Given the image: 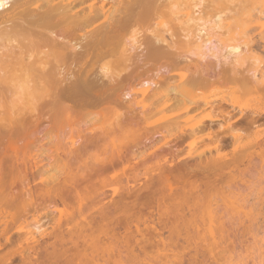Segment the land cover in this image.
<instances>
[{
    "label": "rangeland",
    "instance_id": "374dc122",
    "mask_svg": "<svg viewBox=\"0 0 264 264\" xmlns=\"http://www.w3.org/2000/svg\"><path fill=\"white\" fill-rule=\"evenodd\" d=\"M164 6L159 14L162 15L166 22L165 28L168 32L165 33V37L167 40L171 41L172 35L173 39L178 42L177 56H179L178 67L180 69L177 67L178 71L174 69L170 72V75L177 80L175 78L170 82L161 80L162 83L158 87V92L168 94L167 91L171 90V88L182 86L181 78H185V73L189 72L188 78L191 73L202 74L205 72L210 76L211 83L202 90L196 91L198 98L221 101V110L236 114V117H239L240 110H243L247 115L248 113L250 115L253 109L264 111V0H180L173 2L172 5ZM220 13L223 14L224 19L222 18V21L224 20L223 22L226 25L219 29V27L215 28L214 25L217 22L216 16ZM201 30L203 32L199 33ZM228 44H240L244 49L249 48L250 52H247L240 62H235L232 58L227 57L225 46ZM199 47H201L203 56L198 54ZM139 51H142V49ZM116 58L103 59L100 66H106L108 73L114 74L113 76L126 74L123 72V65H121L123 62L120 63L121 61ZM140 59L139 61L141 62ZM142 61L144 60L142 59ZM163 61L166 60L161 62ZM151 64H153L152 61ZM100 66L91 71L95 72L96 75L102 76ZM137 67V69H133V72L131 71V76L133 77L134 75V78L131 77L130 80H124L115 85L118 91L133 88L136 85V82H133L135 78H139V75L145 71L146 73L142 74L145 77H147L146 74L148 76L155 74L153 73L154 69H151L153 68L152 66L149 67L151 71L147 68L148 66H145V69ZM135 69L136 71L134 72ZM139 71L141 73H137ZM174 71L182 72L184 76ZM102 77L100 78L102 79ZM105 81L108 80H104V83ZM107 83L104 87L107 86ZM109 86L111 87L110 84ZM108 89L111 91L110 88ZM111 89L113 88L111 87ZM243 89L248 90L246 94L242 93ZM114 91L112 90L111 92L114 93ZM115 94L114 99H117L118 94ZM150 94L151 91L147 95L143 94L142 98L146 99ZM2 95H8V91L3 89ZM107 97L113 99V96L109 94ZM223 99H225L224 102L222 101ZM105 105L104 110L108 108V103ZM109 108L106 111L110 114L105 112V117L101 119V123L109 124L107 126L101 125V131L106 127L109 133L108 136L113 134L112 136H115L114 138L117 142L111 136L108 138L112 139L113 143L115 141L116 143L114 144L119 149L116 146L114 147L115 149L112 148L113 146L111 145L113 143L110 142V145L106 140L107 134H104L106 130L102 133L99 130L100 135L104 134L103 136L101 135L103 138L99 139V136L94 139L97 140L96 144L93 140L87 143L77 156L68 158L66 160L67 163L71 164L73 162L71 167L75 170L70 167V164L69 167L73 170L74 179L78 175L81 177L79 176V179L76 177L77 181L71 179L78 185L76 183L73 184L71 180V182H67V185L63 184V187H66L71 192L74 191L73 189H77L76 194L65 190L68 193L67 196L64 189H62V193L61 189L58 188L62 184L58 183V181L56 182V178L54 181L59 186L56 187L57 185L54 183L56 185L54 187L53 177L50 174L55 173L54 170L41 175L44 179H49L51 175L48 184L52 179V185L50 184L51 188L49 187L48 190L54 191L52 189L55 188L59 190L56 189V193L52 194L51 191L46 190L48 188L47 180L42 181L44 179L40 175L35 174L33 176L29 172L30 170L27 169L31 161L36 159L42 161V158L46 159L57 149H54L53 152L48 149L51 153L47 149H45L46 151L33 148L16 149V152L18 151V157L16 156L18 158L17 163L15 152L12 149H6L7 141L11 134L17 135L19 138L37 140L36 131L46 128L48 125L46 118L50 117V114L54 118L53 125L56 124V127H60L61 122L65 124L64 116L56 117L59 111L62 110L61 107L52 106L44 101L35 103L22 102L12 105L5 100H0V112L4 113L3 121L1 122L3 127L0 129V133H5L3 138L1 137L2 134H0L2 138L0 139V168L2 175L0 177V188H2L0 191L7 193H3L5 204L3 203L2 205H6L7 208L8 203L12 206L11 203L14 202L12 209L16 214L13 215L17 216V218L15 217L16 222L14 220L11 221L10 218L8 219L7 222L9 220L10 222L14 221L13 223L9 222V225L4 222L5 220H0V224L4 222L6 223L5 226L8 225V227L6 226L7 228H4V223L0 225V264H264V114H262V119L260 117L258 120H261L259 124L257 123V125L245 131L241 136L243 143L257 139L261 146L258 145L260 147H257L255 144L253 146L255 148L252 147L253 149H232L231 147L220 149V151L219 149H205L204 147L213 143L209 140L205 144L199 145V148L201 146L204 149H196L198 145L193 149H189L186 146L187 149L185 147L183 149H141L148 139L156 138L157 142L164 140L165 135H152L154 130L150 124L156 118L129 123L121 120V122L116 124L119 121L118 117L120 114L124 113L122 112L124 110L122 109L123 105H119V102H111ZM12 110L14 113H19L20 116L17 114L19 120L20 117L22 119L18 123L11 124L9 122ZM221 110L215 111L214 114L220 115ZM55 111L57 114L53 116ZM80 111L82 110H78L77 114L74 115L76 116L74 119L77 122H73L79 126L76 130L78 128L84 129V122L90 120L89 117V119L86 118L87 112ZM203 113L198 116H206L210 113V110ZM115 114L117 119L113 118V116H116ZM33 115L36 117L32 118ZM50 118L48 119L51 127L52 121L50 122ZM106 119H109V121ZM109 125L110 128H114V131L112 130L111 132V129L108 128ZM126 140L127 142L137 141L140 145H138L139 149H136L138 147H135V149H124L125 145L123 144H127ZM172 140L174 138L170 141ZM119 145L123 149H120ZM59 150L57 153L60 154L64 149ZM155 151L162 155L154 158L153 153ZM46 155L48 156L46 157ZM120 155L128 157H124L127 160V162H124L127 164L123 162V165L120 164L121 161L118 160ZM200 155H203L204 164L200 166L201 168H196L198 161L201 159ZM60 156L66 158L64 153H61ZM206 158H213L210 161L215 159L223 162L225 166L216 168L206 166ZM111 160L114 161L115 165L110 163ZM44 162L47 163V161ZM17 164L23 165L25 167L24 170L23 168L20 169L22 166L19 167ZM188 166L191 167L192 172L186 170L184 173H179L177 171L180 167L186 169L189 168ZM25 169L28 170V174ZM123 173H127L128 177H123ZM160 173H165L164 177L162 176V179L165 180L163 186L160 183ZM55 175H58L57 178L59 176L61 178L60 174L55 173ZM55 175L53 174L54 177ZM145 182H148L149 190H147L148 187L143 190L144 186H141L140 190L142 191L136 193L139 186ZM71 184L72 186L76 184L77 188L74 186L73 188ZM37 185L41 191L37 190ZM40 187H46L45 190L46 193L49 192L48 195L46 193L38 194L45 192L44 188ZM152 187L154 188L152 189L153 193L148 192ZM129 188H134V193L136 195L139 193V197L137 196L130 200L131 202L134 201L135 205L134 203L130 204V208H134V211L131 210L132 215L128 216L132 220L127 221L128 218L124 219L126 214L123 215L121 212H124L122 205L125 204L122 197ZM59 194L62 197L65 194L64 198L67 200L65 206L61 202ZM6 195L9 198H5ZM78 201L85 207L84 212L88 213V215L85 213L86 217L92 218L91 216L94 214L93 216L96 220H92L93 222L96 223L97 220L103 219L102 215V217L98 215L97 205L98 209L102 208L103 212H106L107 216L113 219L112 221L108 217L109 224L106 221L104 222L110 226H104L109 229V231L105 229L107 231H105L106 234H101L104 232L103 228L102 231L97 229L95 233V229L90 231L93 227L86 226L90 230L88 228V234L80 230L79 234L82 236L80 237L79 235V238L82 240H79L77 234H75L78 232L73 233L75 234L73 236L64 228L60 229L57 226L55 217L57 214L55 213H58L57 218H60V215H64L62 217L65 218V215H69L67 218L77 216V208L81 206L78 205ZM115 203H117V208L119 207L120 210L116 208ZM90 206L94 207L95 211L98 212L95 214V211L93 212L94 209L90 208ZM87 207L88 210L90 208L89 211H87ZM2 208L3 211L4 209L6 210L4 206ZM10 209L11 207L7 208L6 211H9V213L6 215L10 214V212L12 213ZM91 209H93L92 213L89 214ZM158 212L162 214L161 217ZM6 215L4 214L3 216ZM138 216H141L140 219L137 218ZM0 217H2V214H0ZM53 217L55 218L53 219ZM38 220H40L39 223H43L41 225L46 230L51 228L49 230L50 233L56 234L60 241L56 240L57 238L54 239L53 236L52 238L42 239L39 235L36 240H39L38 242L34 243L35 240L28 239L29 237L26 235L29 231L28 229L31 227L34 229L35 225H40L37 224ZM88 220L90 221L91 219L88 218L86 221ZM125 220L128 224L131 222L132 224L128 226ZM139 220L141 221L138 222ZM51 221L53 222L51 223ZM62 222L64 224V219ZM212 222L213 224H211ZM46 223L47 225L44 226ZM92 223L91 225L96 228L100 226L97 227V223ZM136 223L139 225H137L138 228L135 225ZM86 227L83 228L84 231ZM101 227H103L102 224ZM175 228L176 231L174 232ZM210 228L212 229L210 230ZM58 230L64 231L59 233ZM212 230L213 232H211ZM34 231L37 232L35 229ZM49 231L47 232L49 233ZM92 232L95 233L94 237L92 235V240H96L99 237L98 241H91V237H86L93 234ZM96 234L98 236H95ZM84 236L91 241L87 240L89 246L86 244L87 241L85 243L82 242L86 240H83L82 237ZM61 237H63L62 240ZM64 237L67 239L65 240ZM69 237L73 241H70ZM75 239L79 240L77 244L74 243ZM64 241L65 243L61 244ZM53 243L55 244L53 245ZM90 243H94L91 245L94 248L90 246ZM53 246H56L57 250L56 248L54 250Z\"/></svg>",
    "mask_w": 264,
    "mask_h": 264
},
{
    "label": "bare ground",
    "instance_id": "6f19581e",
    "mask_svg": "<svg viewBox=\"0 0 264 264\" xmlns=\"http://www.w3.org/2000/svg\"><path fill=\"white\" fill-rule=\"evenodd\" d=\"M175 1L177 2L180 0H0V100H5L12 105L22 102L35 103V102L44 101L45 103H48L52 106L55 105V107L57 106L61 107L62 110H60L58 114L56 113L57 111L56 110L54 112L55 115L53 113V116H56V114L58 115L56 117L62 115V117L64 116L66 120L65 124L64 122L63 123L61 122L60 124L61 126L59 127L57 125L58 127H56L55 123H54L55 125H53L54 118L51 116L52 114H50V117L52 118H50L49 116L46 118L47 119L46 121L48 122L46 128L36 131L38 138L35 141L24 137L19 138L16 134H15L16 136H14L13 134L9 135V140L7 141L6 149H12L13 152H15V158L18 155L17 153L18 151L16 152V149H21V148H33V149H41V150L49 149L51 150V152H53L54 149H57V151L55 150V152H53L52 155L50 156L46 155V157L48 156L46 159L42 158V161L40 160L38 161L36 159L30 162L31 165V166L29 165L30 169L29 168L27 169L30 170L29 172H31L33 176L35 174L41 176L42 174L50 173L54 170L56 174L61 175V178L60 176L57 178L58 175H55V173H53L55 177L53 176L52 173H50L53 177L52 178L53 184L55 183L54 181L55 178H56L55 179L56 182L58 181V183L62 184L60 187H58L59 184L55 183L57 186L54 184V187L55 186L58 187L59 189H61L60 191L64 189V191L67 190L68 192L69 190L66 189V187H63V184L67 185V182L69 183L71 179L77 181V178L79 179L80 175L76 176V174L74 173L75 176L77 177V178L75 177L74 179V175L72 174V172L75 169L71 167V165H73V162L70 164L69 162L67 163L66 160L70 157L72 158L73 156H77L80 150L87 143L93 141L99 136L100 139L103 138L102 136L104 134H107L106 136L107 139L105 137L104 138L109 143L110 142L113 143V140H115L114 138L115 136L114 137L112 136L113 134H110V136L111 138L113 137L114 139L113 140L109 139L110 136H108L109 133L107 132L108 130H106V127L104 128L103 131H101L102 130L101 125H105L103 124L104 122L101 123V119L105 117L104 114L105 112L107 114H110L107 111L108 109H110L109 105L111 102H116V103L119 102V105H123L122 109L125 110V111L123 110L122 112L124 113H122V115L120 114V116L118 117L119 118L118 119L119 121L117 120L118 122L114 120L116 124L121 122V120L122 122L125 121V123L126 122L129 123V122H138L142 120H153L156 118L150 124L152 126V129L154 130L152 132V135L153 136H156L158 134L165 135L164 140H159L157 142L156 138H155L156 140L154 138L152 140L148 139L145 141L141 149L143 148L183 149L185 146L189 149H193L197 145L198 147L196 149H200L201 146L199 148V145L205 144L206 141L208 140L213 143L206 147L204 146L202 147H204L205 149H219V151L220 149H228L230 147L232 149H250L255 144L257 145V147L261 146L260 143L257 142V139L251 140L247 143H243L241 136L245 131L257 125V123L259 124L261 120L260 121L258 120L260 119V117L262 119V114H264V111L253 109L250 112V115L249 113L247 115V113H245L243 110H240L239 117H236V114H233L227 110H221L222 108L221 101L217 102V101L209 100L207 98L206 99L198 98V96L196 95V91L202 90L204 87H206L211 83V78L207 73L205 72H203L202 74L191 73L190 76H188L187 78L189 72L185 73L186 76H184V73L182 74V72L178 73L174 71L175 73L182 74L185 77L184 79L181 78V81L184 86L182 85L179 87H174L171 88V90L168 89L169 90L167 91L168 94H163L158 92L159 91L158 87L163 80L170 82L175 78L174 76L170 75V72L174 69L178 71L177 67L179 66L178 65L179 56H177L178 42L173 39L174 37L172 35H171V41L167 40V38L165 37V33L168 32V30H166L165 28L166 22L164 21L162 15L159 14L161 8L164 5L165 6H167L168 4L172 5L173 2ZM223 17L224 16L222 13L216 16L217 22L214 25L215 28L219 27L220 29L226 25V23L223 22L224 20L222 21ZM202 32L203 30L199 31V33ZM140 49H142V51H139ZM199 49L200 50L198 54L203 56L201 53V47H199ZM225 50L227 51V55H228L227 57L232 58V60H234L235 62H240L244 58V55L247 54V52H250L249 48L244 49L240 44H233V45L228 44L225 46ZM109 57L110 58L117 57L118 59L117 58L116 59L118 61H121L120 63L123 62L121 65H123L124 67L123 72H125L126 74L123 73V75L120 74L113 76L114 74L108 73L109 71L106 66L103 65L100 66L102 60ZM140 58H142L144 61H142V59ZM139 59L141 60V62L139 61ZM162 60H166V61L161 62ZM151 61L153 62V64H151ZM158 61L160 62L158 63ZM99 66L101 67L100 72L102 73L101 74L99 72V74H101L103 77L100 75H96L95 72L91 71ZM137 66L143 67L144 69L145 66L146 67L148 66L147 67L148 69H150L149 67L152 66L153 68L151 69H154L153 73L155 74L154 75L152 74L153 76L151 75L148 76L146 74L147 77H145V75H142L146 73L145 71L144 73L141 74L142 76L139 75L140 76V77L138 76L139 78H135V81L133 82H136V85L133 88H130L128 90L119 89L120 91H118V88H116L117 86L115 87V85H118L120 82L124 80L125 81L128 79L130 80L132 77L131 71L133 72V69L136 68ZM136 69L134 70V72L136 71ZM141 72L143 71L141 70ZM141 72L139 71L137 73H141ZM99 76L102 77V79ZM103 78H105L104 80L107 79L108 81H105L104 83ZM132 78H134V75ZM106 83L107 86L104 87ZM111 83L114 85H112ZM109 84L113 89H111L110 86L108 87ZM106 87L110 88L111 91L115 90L116 92L114 91V93H112L111 91H109L108 88L105 89ZM3 89L8 91V95L6 96L2 95ZM244 90L245 89L242 90V93L246 94L248 90L247 91ZM107 91L110 92L111 94L108 93ZM150 91L151 94L148 95L146 99H143L142 98L143 94L147 95L148 92ZM115 93L118 94L116 98L121 101L114 99V96H116ZM108 94L113 96L112 97L113 99H111L110 97L108 98L107 97ZM222 101L224 102L225 99H223ZM107 103H108L107 106L108 108L107 109L105 108L104 110V106L106 107L105 104ZM78 110H82L84 113L87 112L86 118L89 117L90 120L84 122V126H85L84 129L78 128L76 130V128L79 126H77V123L75 124V122L77 121L76 119H74V117H76L74 115L77 114ZM208 110H210V113L208 115L203 117L198 116L200 115V113L202 112L205 113ZM217 110L218 111L221 110L220 115L214 114L215 111ZM17 114L19 115V113L17 112L14 113V111L12 110L10 115L11 121L9 119V122L11 124L18 123L20 120H22L21 117L19 120ZM3 116L4 113L0 112V129H2L3 127V125L1 124V122L3 121ZM34 117L36 116L33 115L32 118ZM114 117L115 119H117V115L113 116V118ZM48 118H50V122L52 121L51 127L49 126L50 124ZM107 121H109V119ZM108 128H110V125ZM110 129L112 132L114 128L113 129L110 128ZM99 130L101 131V133L104 132L105 130L106 131L103 135L101 134L102 135L101 136L99 134L100 133ZM3 134L1 135L2 138L4 137ZM1 137L0 139H2ZM173 138L174 140L172 141L174 142L170 141ZM94 141L96 144L97 140ZM115 141L114 143L117 142ZM114 143L111 145L113 146L112 148L116 146ZM107 145L109 147L108 143ZM123 145L125 146L123 147ZM123 145L122 147L124 149H135V147H138L136 149H139L140 146L137 141L135 142V140L133 142L129 141L127 142V144L124 143ZM119 147L120 149H123L121 148L120 145ZM186 147L185 149H187ZM116 148L119 149L117 146ZM59 149H64L62 150L61 153H64V156L66 158L61 157L60 156L61 153L60 154L57 153L60 151ZM49 150L48 152L51 153ZM160 155L162 154L156 151L153 153L154 158L159 157ZM125 156L126 155L119 156L118 160L121 161L120 163L121 165H123L122 162L127 164L126 163L127 160L125 159L127 156L126 157ZM202 156L200 155L201 159L198 161L196 168H199L204 164V160H202ZM17 159L18 158H16V163H17ZM210 159L213 158L205 159L206 166H213L215 168L225 166L223 162H219L215 159L210 161ZM44 161H47V163H45ZM110 163H112V165H115L113 160H111ZM69 164L73 170L69 167ZM17 165H19V167L22 166L20 169L23 168L24 170L25 167H23V165L20 164ZM184 167L183 168L180 167L182 169L179 168L177 171L179 173H184L186 172V170L187 171L189 170L188 172L191 171V167L188 166L189 168L186 169H184ZM28 170L26 171L27 174H28ZM192 170L194 171V169ZM164 174L165 173L163 174L160 173V175L158 174L160 176V183L162 184V186L165 181L162 179V176ZM1 176L2 175L0 168V177ZM124 176L128 177L127 173H123V177ZM42 179L44 178L42 177ZM45 179L42 181H45ZM49 179L48 178L46 179L47 180L46 184L48 187L46 189L47 191H51V189L50 190L48 189L49 187L51 188L52 179L51 181H49L50 183L48 184ZM73 180H71L72 183L73 184L76 183ZM3 181L5 180L3 179ZM148 182H145L146 186L145 183L140 185L136 193L142 191L140 190L141 186H144L143 190L147 189V187H148L147 190H149L150 187L147 185ZM76 184L75 186L74 185L73 186L76 187ZM36 188L37 190L41 191L38 185ZM40 188H44V187H40ZM45 188L43 190H45ZM58 188L52 190L55 191L56 189L58 190ZM152 189L154 188L152 187L148 192H152L153 191ZM30 190L33 191L32 189ZM46 190L44 193L40 192L38 194L41 193L45 194ZM73 190L75 192L74 191L73 192L69 191V192H71L72 194L73 193L76 194L77 189H73ZM54 191H51L52 194L56 193V191L55 192ZM3 193L0 191V207H1L0 214H2L0 220H5L4 222H7L8 219L10 218L11 221L12 220L15 221L17 216L13 215L16 214L13 212L12 209V206H14L13 204L14 202L11 203V201L13 199L10 201L12 206H10L9 203L7 204L9 206V207L7 206V208L11 207L10 210L12 211V213L10 212V214L6 215L7 213H9V211H6L7 210L6 205H2L5 202L3 200L4 197ZM48 193H46V195H48ZM63 195H64L63 197L60 195L61 197L60 199L63 205L65 206L67 200L66 198H64L65 194ZM135 195L136 194L134 193V188H129L125 193V195L122 197V200L125 201V204L122 205V208L124 207L123 208L124 212L122 211L123 209L121 210L122 212L121 211L119 212H121L123 215L126 214L125 217L126 216L127 217L125 218L123 216L124 219H127L128 216L132 215L131 210L134 211L133 210L134 208L132 209L130 208V204L134 203L135 205V202L134 201L131 202L130 200L134 197H137L139 193L138 195L136 196ZM5 198H9V196L7 197L6 195ZM92 203L94 204V202ZM116 204L117 203H115L114 205L117 208L118 205ZM78 205L81 206L77 208L78 210L76 209L78 212L77 216L75 215L67 218V216L69 215H65L67 218L66 219L65 217H62L64 215L62 216L60 215V218L58 217L59 218L58 220L57 218L58 213H55L57 214V215L54 214L57 220V224H58L57 226H59L60 229L64 228L66 231H68L71 234L78 232L75 233L77 234L78 238L80 235L79 234L80 230L88 234L89 227L87 228L86 226H90L91 228L93 227L91 230L89 228V230L93 231V229H95V233L97 229H101L102 231L103 228L104 232L101 233L100 230L99 232L101 234H104L106 231L105 229L110 227L109 225H106L104 222L106 221L108 223L109 219L107 218L110 216H107V213L103 212L104 210L102 208L98 209V205H97L96 206L97 210H99L98 215L100 217L103 216L102 217L103 219L100 218L101 220H97L96 223L98 221H99L98 223H100V221L101 223L96 224L95 222H93L96 220L93 216L94 214L91 216L92 218H90L89 216L86 217L85 216L86 211L84 212L85 207L82 204H80L79 201H78ZM3 206L4 208H6V210L4 209V211L2 208ZM82 206L84 209L82 208ZM91 206L90 208L94 209V207ZM93 209H91V212L89 214L92 213ZM117 209L120 210L119 207ZM89 210L87 207V211ZM95 210L96 209H94L93 212ZM96 212L98 211H95L94 213L96 214ZM159 212L158 215L161 217L162 214H160ZM4 214L6 216H3ZM86 215H88V213H86ZM55 217H53V219ZM140 217L141 216H138L137 218L140 219ZM62 218L65 221L64 224L63 222L61 223V221L63 220ZM88 218L91 220L86 221ZM110 220L113 221L112 218ZM128 220H132V219L128 218L127 221ZM39 221L40 220H38V222L36 221L37 224L40 225L43 224V223H39ZM140 221L141 220H139L138 222ZM9 222H7V224ZM52 222L53 221H51V223ZM91 223L96 224L97 227L100 225L99 226L100 228L99 227L96 228L95 226H92ZM137 223L135 225L138 228L139 225ZM5 224L6 223H4V226ZM101 224L103 227H101ZM131 224L132 222L128 224V226H130ZM211 224H213V222ZM8 225L6 226L8 227ZM40 225L38 226L35 225L36 227H34V229L37 230V232L34 231L32 227H31L32 229L30 228L31 230L28 229L29 230L28 233L26 232L27 233L26 235L29 237L28 239L35 240L34 241L35 243L39 241V240L36 241L38 235L42 239L50 238V237L52 238V236L54 239L57 238L56 234L50 233L49 230L51 228L46 230L45 227L43 228V226L41 225L42 226L41 227ZM46 225L47 223L44 226ZM6 226L4 228H7ZM48 226H50V224H48ZM104 226H108V227H104ZM53 227L55 226L53 225ZM85 227L86 230L84 231L83 228ZM211 229L212 228H210V230ZM107 230L109 231V229ZM47 231H49V233ZM61 231H59V233H62ZM173 231L175 232L176 228ZM177 231L179 232L178 229ZM174 232L172 233L174 234ZM211 232H213V230ZM95 233L93 234L90 233L91 234L90 236L89 235L88 236L85 235V236L88 238L91 237L90 239L91 241L93 240L96 241L99 237L98 238L95 237L97 239L92 240ZM75 234H73V236ZM81 236L82 235H80V237ZM85 236L82 237L83 240L86 239L85 241H82L83 243L89 240L85 238ZM95 236L98 235L96 234ZM62 238L63 237H61V240ZM80 239L81 238H79V240ZM56 240L59 239L57 238ZM69 240L73 241L71 238ZM75 240L76 241H74V243L77 244L79 240L78 239ZM90 240L89 242H91ZM89 242L88 241L86 242L88 246H89L88 244ZM62 243H65V241L61 242V244ZM98 243L100 244V242ZM54 244L55 243H53V245ZM93 244L90 243V246ZM91 247L94 248L93 246ZM53 248L54 250L55 248L57 250L56 246H53Z\"/></svg>",
    "mask_w": 264,
    "mask_h": 264
}]
</instances>
